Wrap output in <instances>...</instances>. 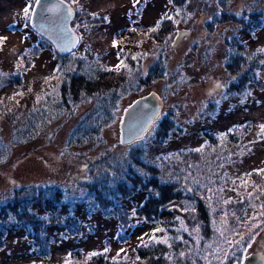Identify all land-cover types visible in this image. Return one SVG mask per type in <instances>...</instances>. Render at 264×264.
Returning a JSON list of instances; mask_svg holds the SVG:
<instances>
[{
	"label": "rangeland",
	"instance_id": "obj_1",
	"mask_svg": "<svg viewBox=\"0 0 264 264\" xmlns=\"http://www.w3.org/2000/svg\"><path fill=\"white\" fill-rule=\"evenodd\" d=\"M35 1L0 0V37H4L0 42V204L24 203L28 213L25 224L36 229L32 242L19 226L0 228V264H70L76 251L85 258L95 252L113 261H130L146 239H156L159 231L145 224L136 212L145 198V193L136 189L126 191L118 208L109 212V203L102 199L99 207L103 211L96 208L88 213L86 207L71 206L56 215L44 210L43 200L37 198L40 190L54 192L58 188L62 197L78 200L99 182L112 183L117 172L124 173L132 161L139 163L134 171L142 174L151 168L134 158L138 143L123 146L119 139L123 111L151 91L164 101L158 120L171 128L165 134L161 131L166 126H162L142 139L151 144L150 162L156 163L159 157L171 161L169 158L180 151L208 152L222 143L228 151L225 157H216L222 165L219 177L226 175L240 183L251 173L249 177L263 188L264 174L257 171L264 169V26L248 24L264 10V0H66L75 10L72 28L78 36L75 51L64 60L67 70L77 64L114 72L106 69L115 68L120 61L119 69L129 64L136 68L133 92L121 101L116 121L105 128L102 140L83 147H68L66 141L89 113L91 101H79L32 139L24 140L26 135L20 138L22 142L15 139L12 124L20 114L15 113L12 120L7 116L22 103L25 109L41 104L63 79L58 76L62 59L29 27ZM26 6L30 8L27 17L23 12ZM153 28L156 31H150ZM179 30L190 33L174 45ZM230 56H240L243 61L233 59L228 65ZM158 62L164 67L163 78L149 83V67ZM185 171L188 174L182 177L191 172L190 168ZM172 173L171 177L178 170L174 168ZM191 177L199 184L207 176ZM232 192L234 197L238 194ZM176 200L168 207L176 206L177 213L189 208ZM93 205L91 201L88 208ZM247 209L249 228L260 220L250 219L255 208ZM227 233L212 230L216 252ZM247 233L255 236L251 246L247 245L249 253L264 255L263 229L256 232L254 227L251 232L246 229ZM228 245L222 243L219 258ZM228 254L226 259H235Z\"/></svg>",
	"mask_w": 264,
	"mask_h": 264
},
{
	"label": "trees",
	"instance_id": "obj_2",
	"mask_svg": "<svg viewBox=\"0 0 264 264\" xmlns=\"http://www.w3.org/2000/svg\"><path fill=\"white\" fill-rule=\"evenodd\" d=\"M220 2L225 1L220 0ZM250 24L255 25V27L264 26V10L258 11L256 17L249 19L248 25ZM70 54L59 56L62 61L58 67V76L63 77V79L57 86L55 93L47 95L45 99H42L41 104H37L34 108L25 109L22 103L21 106H14L12 111H9L7 116L11 120L15 117V113L20 114L18 122L12 123L16 130L15 139L19 142H22L20 138L25 135L28 139L24 140L32 139L47 124L58 120L64 113L75 107L79 101L86 99V101H91L92 107L70 133L66 146L83 147L98 143L99 140H102V133L105 128L116 121V112L119 110L123 98L133 92L131 81L136 68L131 64L114 72H106L93 66L87 68L77 64L67 70L64 60H67ZM233 59L237 63L243 61L240 56L235 58L230 56L227 60L228 65L234 61ZM163 73L164 67L160 62L150 66L147 75L148 82L161 80ZM115 74L118 75L117 78H114ZM20 112L23 114L21 115ZM154 125L152 131L155 132L162 126H166L161 131L165 134H168L171 128L170 125L164 124L160 120L156 121ZM209 139L213 140L212 138ZM145 141L147 140L135 142L138 143V152L134 155V158L139 159V162H143L146 166L150 165L151 168L144 174L134 171L139 163L132 161L124 173L117 172L112 183L109 184L108 180L101 181L78 200L62 197L58 188L54 189V192L40 190L41 192L38 193L37 198L43 200L44 210L56 212V215L60 214L65 207L68 209L71 206L82 209L86 207L88 213H94L93 210L96 208L103 211L99 207L102 199L109 203L107 206L109 212L111 209L116 210L118 208L117 205L126 196V191L131 192L136 189L135 191L138 193H145V198L142 204L137 207L136 212L143 218L145 224L152 225L159 231L156 239H146L137 248L136 257L130 261H113L103 255V257L95 255L85 258L79 251H76L72 252L70 264H240L243 258L250 255L247 245L251 237L248 233L245 234L250 225L249 219L246 218L250 209L247 208H255V211L250 212V219L260 220L256 223V232H261L262 229L264 231V228L259 229L264 224V215L261 214L264 213V186L262 188L259 182L249 176L246 180H241L240 183L235 182L230 177L228 178V176L226 177V175L219 177V170L222 165L216 157H225L228 151L225 144L218 145L216 143L208 152L202 150L201 153L197 154L180 151L179 154L169 158L171 161L159 157L154 163L149 161L151 144H146ZM227 145L230 144L227 143ZM165 162L169 165L168 168L164 164ZM174 168L178 170V174L171 177ZM189 168L191 171L189 175L182 177V174H188L185 169ZM160 171L163 172L160 173ZM190 174L207 177L198 184L193 177L189 178ZM224 187L227 189L225 190ZM234 190L238 193L235 197L232 192ZM249 192L252 193L251 197L247 195ZM176 199L182 201L184 206L189 208L183 210L182 213H177L176 206L169 208L170 201L175 202ZM91 201L94 202V205L88 208ZM256 209L259 211V215ZM27 216L24 203L0 204V228L11 230L12 227L19 226V229L26 231L27 237L32 239L36 229L25 224ZM71 218L79 219L76 216ZM245 220L248 222L247 225L244 224ZM215 224L219 226L215 227ZM218 228L220 232L228 231V238H225L227 243L233 240V243L229 244L226 249L229 257H235L232 261L225 258L226 253L219 258L221 245L226 241L218 242L221 245L217 248L218 252L215 250L212 230ZM218 232L217 230L216 233ZM64 233L70 238L65 230ZM239 233L244 234V240L240 246V243H234L235 238H237L235 241L240 240ZM28 241L33 242V239ZM145 244L148 246L145 247Z\"/></svg>",
	"mask_w": 264,
	"mask_h": 264
},
{
	"label": "water",
	"instance_id": "obj_3",
	"mask_svg": "<svg viewBox=\"0 0 264 264\" xmlns=\"http://www.w3.org/2000/svg\"><path fill=\"white\" fill-rule=\"evenodd\" d=\"M75 10L65 0H37L29 17L30 29L47 41L58 56L72 53L78 45V37L71 27ZM188 30H179L173 44H177ZM163 100L158 93L151 91L135 99L122 113L119 124V139L123 146L142 140L162 112ZM240 264H264V255L252 253L242 259Z\"/></svg>",
	"mask_w": 264,
	"mask_h": 264
},
{
	"label": "snow or ice",
	"instance_id": "obj_4",
	"mask_svg": "<svg viewBox=\"0 0 264 264\" xmlns=\"http://www.w3.org/2000/svg\"><path fill=\"white\" fill-rule=\"evenodd\" d=\"M39 2V0H37V3ZM136 2L137 3H139L140 2V0H136ZM29 11H30V8L29 7H25L24 9H23V12H24V14H25V16L27 17V15H28V13H29ZM165 18H167V19H172V17H169V16H165ZM159 27V22L157 23V26H156V28H158ZM156 28H153V29H151L150 31H156ZM4 40V37H0V42H2ZM117 43L118 42H113V46H117ZM135 58V57H134ZM123 64V61H120V64H117L116 66H115V68H113V69H106V70H110V71H115V70H118L120 67H121V65ZM152 128H154V123L152 124V126L151 127H146L143 131H146V132H148L149 134H151V131H152ZM261 130L262 131H264V125H261ZM197 151H199V149H197ZM257 174H264V169H260V170H258L257 171ZM251 175V173H249V176ZM244 183H247V181H244ZM254 190H255V188H254ZM189 191H191V189H189ZM247 195L249 196V197H251L252 196V193L251 192H249V193H247ZM226 203H227V201H226ZM262 215H264V213H262ZM247 221L245 220L244 221V224L245 225H247ZM257 225H251L249 228H248V231L249 232H251V230H252V228H254V227H256ZM235 231V230H234ZM239 235H240V240H237V241H234V243H236V244H239V243H241L243 240H244V234L243 233H239ZM141 239H143V237L141 238ZM251 239H255V236H252V238ZM228 243L229 244H231V243H233V241H228ZM145 247H147L148 245L147 244H145L144 245ZM251 246V242H249V247ZM108 251V249L107 248H105L104 249V252H107ZM91 255L92 256H95V255H97V253H95V252H93V253H91ZM181 255H183V253H181Z\"/></svg>",
	"mask_w": 264,
	"mask_h": 264
},
{
	"label": "flooded vegetation",
	"instance_id": "obj_5",
	"mask_svg": "<svg viewBox=\"0 0 264 264\" xmlns=\"http://www.w3.org/2000/svg\"><path fill=\"white\" fill-rule=\"evenodd\" d=\"M66 1V0H65ZM67 2V1H66ZM73 25H72V22H71V27H72ZM73 29V28H72ZM74 31V30H73ZM76 34V33H75Z\"/></svg>",
	"mask_w": 264,
	"mask_h": 264
}]
</instances>
